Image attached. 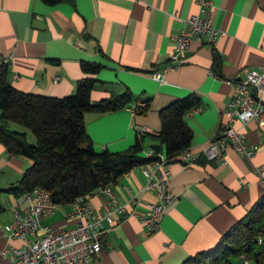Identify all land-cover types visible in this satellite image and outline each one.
Instances as JSON below:
<instances>
[{"label": "crops", "instance_id": "crops-1", "mask_svg": "<svg viewBox=\"0 0 264 264\" xmlns=\"http://www.w3.org/2000/svg\"><path fill=\"white\" fill-rule=\"evenodd\" d=\"M198 10L196 0H73L50 4L44 0H0V65L9 62V79L25 92L66 96L74 92L86 73L82 62L101 64L99 80L91 92L93 101L130 89L138 101L149 100L145 113L133 105L114 112H87L85 122L97 150L121 151L143 135L147 155L150 137L160 129L159 109L171 101L196 93L201 110L186 115L194 130L192 150L202 149L221 130L224 109L236 87L227 79L245 76L247 67L264 66V0H212L213 23L226 31L211 41L194 40L184 60L162 71L174 48V36L185 20ZM215 51L219 59H215ZM216 69L219 76L210 70ZM1 114V110H0ZM236 126L258 146L252 158L226 150V162L200 158L184 167L181 153L170 161V189L176 197L167 208L162 226L149 232L139 217L131 215L108 225L101 253L89 264H181L191 255L211 250L222 235L264 195V180L254 167L264 164V118ZM10 127L30 137L26 126ZM148 133V134H147ZM32 161L10 153L0 142V188L18 183ZM248 185L245 187L241 179ZM146 179L137 166L114 183L121 198L139 199L135 209L154 200L143 190ZM90 202L101 209L105 197L94 193ZM0 214V251L20 246L23 240L8 237L5 226L14 211H23L18 197L3 192ZM72 205H57L41 219L43 225L68 228L78 221L69 216ZM0 264H9L7 260Z\"/></svg>", "mask_w": 264, "mask_h": 264}, {"label": "trees", "instance_id": "trees-1", "mask_svg": "<svg viewBox=\"0 0 264 264\" xmlns=\"http://www.w3.org/2000/svg\"><path fill=\"white\" fill-rule=\"evenodd\" d=\"M44 1L55 4L64 0ZM214 57L219 59L217 51ZM9 66L7 61L0 65V142L10 153L26 157L32 163L17 184L0 188V214L5 209L1 202L3 192L18 197L40 186L52 192L57 205L67 206L100 186L116 183L120 176L153 158L141 154L144 149L141 134L134 144L121 151L97 150L94 146L85 114L114 112L136 103L130 89L92 100L91 92L99 81L94 74L100 71L101 64L82 62L86 76L66 96L18 89L9 79ZM145 102L144 106L136 107L138 113H145L149 108V100ZM200 104V96L191 93L159 109L160 129L149 135L161 144L170 160L192 146L194 130L186 115ZM10 122L29 128L36 142H29L25 132L12 129ZM245 258L252 264H264V195L222 235L214 248L191 255L181 264H239Z\"/></svg>", "mask_w": 264, "mask_h": 264}, {"label": "built area", "instance_id": "built-area-1", "mask_svg": "<svg viewBox=\"0 0 264 264\" xmlns=\"http://www.w3.org/2000/svg\"><path fill=\"white\" fill-rule=\"evenodd\" d=\"M198 10L185 20L184 27L174 36V48L168 63L162 71L154 70L152 76L160 80L163 71L177 67L185 58L194 40L207 36L211 41L225 35L226 31L217 27L211 18L212 0H196ZM3 61H7L4 59ZM210 73L219 76L212 69ZM236 87L235 93L226 102L225 122L220 132L202 149L191 148L181 152L184 167H191L200 158L226 162V150L234 149L240 155L252 158L258 146L252 143L245 132L236 123L243 124L250 120L261 121L264 118V66L247 67L245 76L238 79H227ZM145 101H138L132 107L144 106ZM201 110L200 105L188 113ZM153 157L149 162L140 165L146 179L143 190L152 192L154 200L144 203L145 210L137 212L135 207L139 199L121 198L114 183L98 187L92 194L100 193L105 197V205L99 209L89 200L92 194L79 196L71 204L69 216L76 215L78 221L68 228H57L43 225L41 219L55 212L57 204L53 201L52 192L44 187H36L18 196L25 204L23 211L15 210L13 219L5 226L8 237L23 240L20 246L4 247L0 251V263L7 260L9 264H89L102 251L103 235L108 225H113L131 215L139 217L149 232L158 231L167 211L176 197L170 189L172 169L170 159L163 150L154 148L145 155ZM260 180H264V164L254 167ZM246 187L248 182L242 178ZM261 240V239H260ZM245 258L239 264H249Z\"/></svg>", "mask_w": 264, "mask_h": 264}, {"label": "water", "instance_id": "water-1", "mask_svg": "<svg viewBox=\"0 0 264 264\" xmlns=\"http://www.w3.org/2000/svg\"><path fill=\"white\" fill-rule=\"evenodd\" d=\"M151 147L154 148L156 151L162 150V147H161L160 143H152Z\"/></svg>", "mask_w": 264, "mask_h": 264}, {"label": "rangeland", "instance_id": "rangeland-1", "mask_svg": "<svg viewBox=\"0 0 264 264\" xmlns=\"http://www.w3.org/2000/svg\"><path fill=\"white\" fill-rule=\"evenodd\" d=\"M27 129H28L30 137H34V140L33 141H29V142L35 143L36 142V136L34 135V133L29 128H27ZM249 264H252V263H249Z\"/></svg>", "mask_w": 264, "mask_h": 264}]
</instances>
